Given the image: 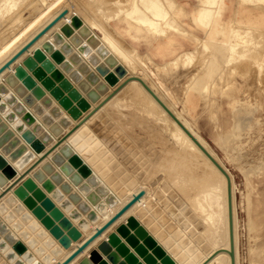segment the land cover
Wrapping results in <instances>:
<instances>
[{
    "label": "rangeland",
    "instance_id": "1",
    "mask_svg": "<svg viewBox=\"0 0 264 264\" xmlns=\"http://www.w3.org/2000/svg\"><path fill=\"white\" fill-rule=\"evenodd\" d=\"M15 1L13 9L2 15L1 5L4 4L5 0H0V43L12 33L13 26L11 25L16 24V20H24L21 21L23 24L43 4V2L37 0ZM112 1L114 0H69V2L67 0L71 17L73 16L72 21H67L65 25L63 24L62 27L58 28L59 30L56 29L50 32L48 37L44 38L26 54L19 65L14 68L15 77L14 73L9 71L3 78H6L5 81H8V79L10 81H6V83L3 78L0 80V256L6 264H12L13 261L26 264L25 255L41 262L39 255L42 257L47 252L51 254L53 247L61 246L59 238L53 235L52 228L56 227L62 235H67V230L63 228L62 224L64 218L69 221L71 226L76 227L81 232V237L82 231L88 230L89 224L92 223L87 218L88 213L99 214L95 203H98V201L104 202V198L109 194L116 199L118 198L115 193L109 190L101 177L94 172L92 169L94 168L101 176L106 175L108 181L116 186L119 193L122 192L123 195L134 188L145 186L151 195L155 197V203L154 201L151 202L148 211L150 213L146 212V215L144 214L141 217V220L145 223L144 226L133 214L128 215L124 221L119 222L116 227L106 234L105 237L111 233L116 236L115 244L109 243L110 249L108 251H100L97 248V245L105 240L104 237L94 244L87 254L82 255L76 261L77 264H178L172 256L180 254L189 259V264H192L193 261L199 258L198 255L194 257V254L190 252L189 242L195 240L198 235L197 239H201L203 234L207 237L206 232L203 233V231H207L208 221L205 220L206 212L201 210L205 209V207H201L205 206L204 203L207 202H205L206 199H201V189L203 188L199 177V173L204 170L203 165L199 166L198 162L201 161L196 157H193L192 160L193 162L196 160V162L192 163L191 161V164L186 163L184 158L175 159L174 153L175 149L179 148L178 145L172 137H168L171 136L168 134L170 131L163 128L164 124L145 112V105L141 106L139 101H135L134 97L130 99L128 92H121L119 95L122 97L119 104L121 106L109 105L98 110L92 124H90L94 128H92V140L89 141L90 151L87 150L88 155L90 153V156L93 155L92 161L95 162L91 165L93 167L76 154L73 147L65 141L66 137L84 121L85 115L82 116V113L87 112L90 105L98 101V104L93 107V109H97L100 100L112 96L117 87L124 83L123 77L131 70L126 62L116 57L99 39L92 42L90 37L97 38V35H99L97 27L92 23H99L107 27L108 31L115 38L117 37L116 39L124 47L133 48L142 58L147 59L149 64L144 62V65L146 67L149 65V70L156 67L153 65H158L161 68L162 63L173 58L178 52L183 50L193 52L192 60L185 67L167 74L149 72L151 79L146 76L143 77L149 84L155 83L158 85L159 81L163 83L173 101L172 108L174 107L173 109L180 113V116L183 115L193 124L192 127H195L194 129L207 141L211 149L220 158L224 166L220 168L227 173L230 179L232 178L235 185L233 204L235 206V222L237 224L235 225V232L237 237L236 246L234 247L232 200L228 195L227 212L231 209V214L228 213L227 215L228 226L231 225L232 232L228 234L230 245L229 250H225V252L229 256L230 264H235L236 251L237 264H256L255 262L264 264V253L256 256L251 251L255 247H264V164L259 167L261 163H264V0L259 3H255L254 0H250L248 3H243L241 0H222L221 3L220 19L228 21L234 19L235 24L240 22L242 25L249 26L247 35L248 32H252V35L250 33L245 39L246 41L249 40L247 42V46L250 45L248 48H252L247 49V53L251 51L250 49L262 50H256V53L251 51L254 54L249 53L238 57L241 48L243 49L241 46L238 47L240 51L233 55L236 60L233 67L244 65L243 63L248 59L247 62L251 65V67L248 66L250 69L246 70L247 63H245L243 72V67H241V70L237 66V69H233L229 64L227 67L218 54L212 53L214 42L223 38L220 35L223 30L216 26L220 19L212 21L206 33L207 28L196 25L190 18V13L203 0H194L195 2H191V4L176 2L175 18L190 34L182 36L173 31H168L166 36L160 37L136 27L122 14L115 16L114 13L119 4L114 6ZM187 9L191 10L187 13ZM108 14L113 15V17L108 18ZM251 15H255V17L251 18ZM214 30L220 33L215 34ZM241 31L243 32L244 29H241ZM194 35L197 36V39H194ZM205 37L206 39H204ZM72 39L76 40L79 46L86 47L85 53L87 55L92 54L95 60L98 61L99 59L97 64V66H100L99 69L96 68L95 70L92 62L87 60V55L82 56L80 54L78 48L72 43ZM232 39L236 40V37H232ZM202 42L207 45V49L202 47L204 46ZM101 48H103V52H101ZM204 55L207 56L206 62L201 61L206 60ZM233 60L229 63L231 64ZM250 60L252 62H249ZM136 61H138L139 68L144 67L141 58L137 54ZM253 61L256 63H253ZM214 62L217 63L216 67L213 66ZM203 64L204 66H202ZM200 66L203 69H200ZM101 69H103L104 74L100 72ZM198 71L199 73L211 74L210 77L207 74L203 77L205 86H209L207 89L210 88L209 93L207 90L206 92L199 90L195 85L185 89L184 84H186L189 75ZM106 72L108 73L106 74ZM135 74L137 76L143 75L141 72ZM102 76L109 77L111 82L106 80L107 83L105 77ZM134 79H138L140 82V78ZM96 81L101 84L98 85ZM13 82H17V84ZM146 82L144 83L148 87L149 93L165 109L166 105L155 95ZM22 83L24 84L22 85ZM14 84L17 86L14 87ZM151 86L155 91L157 90L153 84ZM20 88L22 91L19 90ZM158 88L160 87L158 86ZM160 91L157 90L159 95L161 94ZM130 93L132 94V91ZM233 98L238 99V104L246 107L254 106L255 109L253 115H251L252 117L242 116L245 127L241 129L239 138L234 143V146H237L233 150L230 149L228 155L215 142L214 138L216 132H225L232 122L231 100ZM27 105L28 107H26ZM165 110L168 111L169 108ZM174 118L176 123L184 130L183 123L181 124L175 114ZM42 119L44 120L42 121ZM172 144L176 147L173 148L174 153H170L172 150H169L170 147L172 149ZM167 148L169 149L167 150ZM162 151H165L164 153H167L170 158L174 157V160L169 159L166 161L167 164L163 162V156L166 155L165 157H167V154ZM156 154L157 156L161 154L163 157L158 156V159L162 161L159 164L157 163L155 174L157 171H161L160 173L157 172L159 175L154 174L155 160H153V168L149 167L151 174L146 168L148 163H151V156H153L152 159H156ZM145 157L147 158L145 159ZM210 159L216 161L214 158ZM145 160H147V165L144 163L146 165L144 168L142 163ZM161 162L164 167L161 165L159 167L162 169H157ZM183 168H186L184 172L189 173H187L189 178L175 182L173 179L175 172L183 170ZM142 170L145 172H142ZM146 172L149 175H146ZM28 174H31V177ZM139 176L142 179L144 178L143 185L141 182H139L141 184L137 183ZM152 179L156 183L149 182ZM131 180L135 181L132 182ZM247 180L250 182V188L247 185ZM24 181H29V183ZM152 182L153 184H151ZM198 183L199 188L195 187V184ZM120 190L122 191L120 192ZM154 191L159 194V197L156 196L157 194L154 195ZM246 194L250 200V212ZM92 195L98 196V201L92 202ZM151 204L152 206H150ZM200 205L201 207H199ZM29 212L31 213L29 214ZM248 213L252 219L262 223L257 232L249 230L247 227ZM128 217H132L135 221L132 225L127 222ZM155 218L156 220L153 221ZM81 219L88 222L86 230H82L79 226ZM150 219L152 220L150 221ZM121 226L125 227V231H120ZM145 226L149 230L155 231L163 239L165 245H162ZM180 227L184 228L186 233L190 234L192 238L194 236V238H191V240L186 238L187 236L182 233ZM202 228L205 230H201ZM195 232L197 233L196 236L194 235ZM52 236L54 239H52ZM131 237H133V240H130ZM204 240L203 243L208 246L209 239L205 238ZM193 241L192 243L195 242ZM71 243L72 241L69 245ZM34 244L37 246L34 247ZM120 246H122L121 249ZM156 248H160L161 251H156ZM64 250L65 248L62 247L60 256ZM221 250H215L207 259H210L212 255L214 256ZM92 251L96 252L95 255ZM165 258H169V261H166Z\"/></svg>",
    "mask_w": 264,
    "mask_h": 264
},
{
    "label": "bare ground",
    "instance_id": "2",
    "mask_svg": "<svg viewBox=\"0 0 264 264\" xmlns=\"http://www.w3.org/2000/svg\"><path fill=\"white\" fill-rule=\"evenodd\" d=\"M20 1V0H18ZM40 2H43L42 6L29 18L27 19L25 22H23V24L21 23L20 19L17 21L16 20V24L11 25L12 27V33L7 37L6 40H4L3 42L0 43V64L2 62H4L13 52H15L27 39H29L37 30H39L46 22H48L51 18H53V16H55L60 10H62L63 8H67L68 13L61 19L59 20L44 36H42L35 44H33L30 48L29 51L24 53L21 57H19L14 63H12L10 65V68L4 70L1 74H0V80L5 77V75L7 74V72H15L14 68L17 67V65H19L21 59L28 54L34 47H36L39 42H41L44 38L48 37L50 32H52L53 30H56L60 27H62V25L66 24L67 21H72L73 16L71 17V11H70V7H69V3H67V0H37ZM243 3H248L250 2V0H241ZM255 3H259L261 0H254ZM69 2V0H68ZM114 2V6L115 4H119L118 7L116 8L115 11V16H118V14H122L125 18H127L128 20H130L132 23L135 24L136 27H139L140 29L146 30L148 33L156 36V37H160V36H166V33L168 31H173L174 33H177L179 35H187L190 34V32L188 30H186L184 27H182L180 25V22L178 23V21L175 18V14H176V10H177V3L175 2V0H114L112 1ZM16 1L15 0H5L4 4L2 3L1 7H2V12L1 14L3 15L4 13H8L10 12L13 7L15 6ZM221 3L222 0H203L201 1V4L196 7L191 13H190V18L192 19V21L202 27V28H207L206 33L208 32V29L210 28V23L214 20H218L220 19V8H221ZM106 16V15H105ZM108 18H110L111 16L113 17V15H107ZM255 17V15H251V18ZM249 19V16H248ZM20 21V23H19ZM239 22V21H238ZM15 23V22H14ZM21 24V25H19ZM94 26L97 27L98 31H99V35H97V38L94 36H91L90 39L92 40V42H94V40H98L102 42V44H104L105 47H107L111 52L114 53V55L116 57L121 58L124 62H126V64H128L131 68L130 72L123 77L122 80H125L124 83L122 85H120L119 87H117L116 92L110 96L107 99L104 100H100V105L97 109H93V107L96 106V104H98V101L91 104L89 107V110L87 112H83L82 116H84V121L74 129V131L69 134V136L66 137V142H68V144H70L71 147H73V149L76 151V154H78L88 165H92V163H95L94 161H92V157L93 155L90 156V154L88 155V151H90V142L92 140V127L90 124H92L96 113L98 112V110L104 108V107H108L109 105H117V106H121L119 105L120 102V98H122L121 96H119L121 94V92H128V97L130 96V99L134 97L135 101H139V103L141 104V106L145 105L146 109L145 112L149 115H151L152 117L156 118L157 120H159L160 122H162L161 124H164L163 128L168 129V131H170V133L168 132V134H170L171 136L168 137H172L173 141L178 145L179 148H176L175 145L173 146L172 144V149L170 147L167 148V150H172L170 153H174V149L175 151V159L178 158H184V160L186 161V163L191 164V161L193 160V157H196L197 159H199L198 162L199 166L203 165V172L199 173V177H200V184L202 186L203 189L202 190V194H201V199H206L205 202H207L206 204L204 203L205 206L201 205L199 207L204 208L205 209H201L204 210V212H206V216H205V220L208 221V227H207V231H203L206 232V236L203 234L201 239H197L199 237L196 236V234H194L196 237V239L194 240V236L193 238L190 236V234L186 233V230L182 227H180V230L182 231V233L184 235H186L188 239L191 240V238L193 240H191L190 243V252L193 253L194 257L196 255L199 256L198 259H196V261H193L192 264H230V259L228 254L225 252V250H229V233H231V229L229 231V226H228V213L227 212V202H228V195L229 197H231L232 200V223H233V237H234V247L236 246V232H235V210H234V202H233V192H234V188L235 185L232 181V178L230 179V177L227 175V173L225 171H223L220 167L223 166L222 162L220 161V158L215 154V152L211 149V147L208 145L207 141H205V139L192 127L193 124H191L189 122V120H187L185 117L180 116L181 114L178 113L176 110H174L172 108V104L173 101L170 97V94L168 93V91L166 90L167 88L163 85V83L161 81L158 82V85L155 83H151L155 86V88L158 90V92L160 91V88L162 89L160 92L161 94L159 95V93H157V90L155 91V89L151 86V84L147 83L145 80V76L149 77L150 73L149 72H153V73H163V74H167L169 72H173L176 71L178 68H183L185 67L188 62H190L192 60L193 57V52L191 50H183L181 52H178L173 58L165 61L164 63H162L160 66L161 68H159L158 65H153L156 67H152V70H149V65L146 67L144 65V62H147L149 64V61L147 59H144L141 57L140 54H138L133 48H129V47H124L119 40H117L107 29V27H105L104 25H100L99 23H92ZM220 29L223 30V32L221 31L222 35V39L220 41H215L212 47V53L213 54H218L220 56L221 61L227 66L228 64L231 65L232 67L234 66L233 63L236 62L235 58L233 57V55H235L236 53H239L238 51V47H243V49L241 48V51L238 55V57L247 55L249 53H251V51H254L256 53V50H252L250 49L249 53H247V49L252 48L249 47L250 46L248 44L247 46V42L245 37L249 36V34L252 32H248L247 35V31H249V26H245L242 25L240 22L239 24L234 22L233 20H225V19H220L217 22V25ZM216 29V28H215ZM241 29H244V31L242 32ZM59 30V29H58ZM65 30V29H64ZM62 30L63 33H65V31ZM215 34H219L220 32H217L216 30H214ZM260 33V32H259ZM214 34V35H215ZM255 34V33H254ZM258 34V33H256ZM261 34V33H260ZM263 35V33H262ZM261 36V35H260ZM69 37V35H68ZM232 37H236V40H233ZM194 39H197V36L194 35ZM201 39V38H200ZM206 39V37L204 38ZM170 40V39H168ZM210 40V39H209ZM214 41V40H213ZM253 42V41H252ZM71 43V42H70ZM72 43L75 45V47L78 48L80 54H82V56L85 54L87 55L86 52V47L85 46H79V44L76 42V40L72 39ZM80 43V42H79ZM203 43V42H202ZM208 44V43H207ZM255 44V43H254ZM98 45V44H97ZM199 45V44H197ZM205 49H207V45L203 43ZM211 46V45H210ZM247 47V48H246ZM258 48V47H257ZM100 49V48H99ZM209 51L211 50L208 47ZM93 50V49H92ZM95 50V49H94ZM93 50V51H94ZM101 52H103V48H101ZM206 51V50H204ZM203 51V52H204ZM257 51H262V50H257ZM78 52V53H79ZM90 52V50H89ZM87 52V53H89ZM211 52V51H210ZM91 53V52H90ZM96 53V52H95ZM100 53V52H99ZM97 53V54H99ZM145 53V52H144ZM253 53V52H252ZM251 53V55H252ZM260 53V52H258ZM136 54L141 58L142 62H143V68L142 67H138V64L136 61ZM203 54V53H202ZM211 54V53H210ZM254 54V53H253ZM206 55V54H205ZM204 55V56H205ZM209 55V54H207ZM261 55V53H260ZM201 56V55H200ZM86 57V56H84ZM206 60H201L206 62L207 61V56ZM211 57V55H210ZM237 57V56H235ZM237 57V58H238ZM255 57V56H254ZM94 55L92 54H88L87 55V60H89L90 62H92V66L97 69L100 68V66H97V64L99 63V59L98 61L94 59ZM203 58V57H202ZM213 58V57H212ZM234 58V60H233ZM257 58V57H256ZM102 59V58H100ZM239 59V58H238ZM248 59V58H247ZM152 60V58H151ZM200 60V59H199ZM232 61V63L230 64L229 61ZM246 60V58H245ZM249 60V59H248ZM247 60V61H248ZM88 61V62H89ZM213 61V60H212ZM235 61V62H234ZM245 61V63H247V67L251 65L248 64V62ZM89 62V63H90ZM249 62H252L251 60ZM255 61H253L254 63ZM211 63V61H210ZM245 63H243L244 65H239L237 66V68L241 70V67L245 66ZM256 63V62H255ZM91 64V63H90ZM202 64V62H201ZM205 64V63H204ZM204 64L202 66H204ZM217 63H213V66L216 67ZM233 64V65H232ZM236 64V63H235ZM238 64V63H237ZM252 64V63H251ZM228 65V66H229ZM254 65V64H252ZM202 66H200V69H203ZM209 66V65H208ZM207 66V67H208ZM227 66V67H228ZM235 67H233V69H237ZM23 67V66H22ZM146 67V68H145ZM231 67V68H232ZM246 70H249L250 67L247 68ZM244 68L242 69V72L244 71ZM20 69V68H19ZM162 69V70H161ZM209 69V68H208ZM214 69V68H213ZM27 70V69H26ZM29 70V69H28ZM111 70V69H110ZM219 70V69H218ZM238 70V71H240ZM202 71V70H201ZM204 71V70H203ZM208 71V70H207ZM236 71V70H235ZM23 72V71H22ZM37 72V71H36ZM98 73V70L96 71ZM100 72H103V69H101ZM99 72V73H100ZM136 72H141L143 73L142 76H137V74H135ZM13 73H10L11 75ZM30 73V72H29ZM108 72H106L107 74ZM180 73V72H179ZM9 74V75H10ZM31 74V73H30ZM104 74V72H103ZM207 73H193L189 75V78L186 81L185 85V89L190 88L191 86L195 85L197 88H199V90L205 91L207 90V92L209 93V89H207V87L209 86H205L206 84L203 82V77L206 75ZM264 74V73H263ZM10 75V76H11ZM15 77V73L13 74ZM28 75V74H27ZM102 75V74H100ZM162 75V74H161ZM179 75V74H178ZM208 77L211 76V74H207ZM144 76V77H143ZM169 76V75H168ZM172 76V75H171ZM175 76V73H174ZM7 77V76H6ZM101 77V76H100ZM103 78L105 77V81L107 80L108 82H111L109 77L107 76H102ZM138 78H140V82L138 81ZM173 77V76H172ZM177 77V75H176ZM9 78V77H8ZM12 78V77H10ZM23 78V77H22ZM134 78H136L137 80H135ZM150 78V77H149ZM152 78V77H151ZM150 78V79H151ZM169 78V77H168ZM212 78V77H211ZM259 78V77H257ZM4 79V78H3ZM6 79V78H5ZM4 79V81H5ZM14 79V78H13ZM12 79V80H13ZM16 79H18L16 77ZM24 79V78H23ZM34 79V78H33ZM167 79V78H166ZM174 79V77H173ZM176 79V78H175ZM264 79V78H263ZM101 80V79H100ZM104 80V79H103ZM121 80V81H122ZM205 80V79H204ZM7 81V80H6ZM5 81V82H6ZM8 81H10L8 79ZM7 81V82H8ZM15 81V80H14ZM19 81V79L17 80ZM106 81V82H107ZM153 81V80H152ZM6 82V83H7ZM22 82V80H21ZM24 82V80H23ZM98 81H96L97 83ZM107 82V83H108ZM146 82L147 85L152 89V91H154L155 95H157L159 97V99H161V101L166 105L165 107L169 110H165L161 107V105L159 104V102H157V100L155 99V97H153L150 93H149V89L146 86V84L144 83ZM150 82V81H149ZM15 83V82H13ZM25 83V82H24ZM22 83V85L24 84ZM27 83V82H26ZM38 83V82H37ZM36 83V84H37ZM119 83V82H118ZM207 83V82H206ZM209 83V82H208ZM207 83V84H208ZM17 84V82L15 83ZM13 85L14 87H16L17 85ZM95 84V83H94ZM98 84V83H97ZM101 84V83H99ZM98 84V85H99ZM10 85V84H8ZM27 85V84H26ZM39 85V84H38ZM115 85V84H114ZM92 86V85H91ZM112 86V85H111ZM144 86V87H143ZM158 86L160 88H158ZM9 87V86H8ZM32 87V86H31ZM116 87V86H115ZM132 87V88H131ZM10 88V87H9ZM13 89V87H11ZM36 88V87H35ZM95 88V87H93ZM112 88V87H111ZM131 88V89H129ZM15 90V89H14ZM13 90V91H14ZM20 91L21 88L19 89ZM12 91V92H13ZM18 91V90H16ZM32 91V90H31ZM34 91V90H33ZM40 91V90H39ZM98 91V90H97ZM112 91V90H111ZM130 91H132V94L130 93ZM164 91V92H163ZM232 91V90H231ZM230 91V92H231ZM236 91V90H235ZM46 92V91H45ZM180 92V91H179ZM220 92H222L220 90ZM122 93V94H123ZM19 94V93H18ZM46 94V93H45ZM107 94V93H106ZM105 94V95H106ZM109 94V93H108ZM126 94V93H125ZM153 94V92H152ZM25 95V94H24ZM41 95V94H40ZM104 95V96H105ZM124 95V94H123ZM23 96V95H22ZM126 96V95H125ZM30 97V96H29ZM19 98V97H18ZM38 98V97H37ZM239 98V97H238ZM20 99V98H19ZM23 99V98H22ZM103 99V97H102ZM21 100V99H20ZM146 103H145V101ZM159 101V100H158ZM148 102V103H147ZM29 104V103H28ZM34 104V103H33ZM57 104V103H56ZM231 108H232V122L229 126V128L227 130H225V132H216L215 133V142L220 146V148H223L225 153L228 154L230 149H234V143L235 141H237V138H239V134L241 129H243V127H245V122H244V118L242 116H247L248 118H250L251 115H253V110L255 109L254 106H250V107H246L245 105H241L238 104V99L237 98H233L231 100ZM149 105V106H148ZM37 106V105H36ZM35 106V107H36ZM59 106V105H58ZM98 106V105H97ZM28 107V105L26 106ZM61 108V107H60ZM110 108V107H109ZM112 108V107H111ZM141 108V107H140ZM62 109V108H61ZM93 109V110H92ZM115 109V108H114ZM31 110V109H29ZM90 110H92L90 112ZM111 110V109H110ZM62 111V110H61ZM71 111V110H70ZM113 111V110H112ZM143 111V110H142ZM72 112V111H71ZM90 112V113H88ZM104 112V111H103ZM102 112V113H103ZM64 113V112H63ZM105 113V112H104ZM34 114V113H33ZM87 114V115H86ZM174 114L177 116V118L179 119V121L181 122L182 125H184V130L181 129V127L179 126L178 123H176L175 118H174ZM180 114V115H179ZM39 115V114H38ZM73 115H77V114H73ZM105 115V114H104ZM146 115V114H145ZM41 116V114H40ZM109 116V115H108ZM37 117V116H36ZM69 117V116H68ZM100 117V115H99ZM151 117V118H152ZM212 117V116H211ZM252 117V116H251ZM56 118V117H55ZM108 118V117H107ZM38 119V118H37ZM63 119V118H62ZM212 119V118H211ZM44 119H42L43 121ZM58 121V120H57ZM76 121V120H75ZM74 121V122H75ZM98 121V120H97ZM222 121V120H219ZM246 121V120H245ZM159 122V123H160ZM178 122V121H177ZM179 122V123H180ZM53 123V122H52ZM99 123V122H98ZM57 124V123H56ZM55 124V125H56ZM70 124V123H69ZM97 124V123H96ZM50 125V124H49ZM59 125V124H58ZM181 125V126H182ZM66 126V125H65ZM68 126V125H67ZM66 126V127H67ZM158 126V125H157ZM195 126V125H194ZM221 126V125H220ZM248 126V125H247ZM255 126V125H254ZM49 127V126H48ZM59 127V126H58ZM62 127V126H61ZM69 127V126H68ZM183 128V127H182ZM60 129V127H59ZM65 129V128H64ZM68 129V128H67ZM66 129V132H67ZM161 130H163L161 128ZM165 130V129H164ZM50 132V131H49ZM62 132V131H61ZM59 132V133H61ZM164 133V132H163ZM166 133V132H165ZM164 133V134H165ZM55 134V133H54ZM58 134V133H57ZM96 134V133H95ZM56 135V134H55ZM54 135V136H55ZM167 136V135H166ZM57 137V136H56ZM61 137V136H60ZM167 137V138H168ZM58 140V139H57ZM194 140V141H193ZM90 141V142H89ZM66 145V144H65ZM171 145V144H169ZM62 147V146H61ZM174 148V149H173ZM163 149V148H161ZM88 150V151H87ZM165 150V151H167ZM164 151V152H165ZM51 152V151H50ZM49 152V153H50ZM163 152V151H162ZM163 152V153H164ZM223 152V150H222ZM156 153V152H155ZM161 153V154H163ZM36 154V153H35ZM161 154H158V156H160ZM167 154V153H164ZM163 154V155H164ZM149 155V154H148ZM154 155V154H153ZM229 155V154H228ZM232 155V154H231ZM158 156L156 154V159H152L153 156H151V163H148L147 165V160H145L142 165L144 166V168L146 167V165L148 167H146L148 169L153 168V163L155 160V169H154V174H155V170H156V165L157 163L159 164L160 161L163 160V162L168 161L169 159L174 160V157H169L167 154V157H165L166 155H164V159H158ZM171 156V155H170ZM48 157V155H47ZM161 155V158H163ZM169 157V158H168ZM45 158V157H44ZM147 157H145L146 159ZM155 158V157H154ZM210 158H214L216 161H214L213 159ZM38 159V156H37ZM73 159V158H72ZM94 159V158H93ZM36 160V159H35ZM170 160V161H171ZM72 161V160H71ZM149 161V160H148ZM149 161V162H150ZM33 162V161H32ZM173 162V161H172ZM196 162V160L194 161ZM192 161V163H194ZM140 163V162H139ZM144 163H146V165H144ZM171 163V162H169ZM175 163V161H174ZM68 164V163H67ZM163 163L161 162L160 165H158L159 169ZM167 164V162H166ZM165 164V165H166ZM195 164V165H198ZM221 166H220V165ZM264 163H261L259 167H262L261 165H263ZM14 165V164H13ZM29 165V164H28ZM142 166V168H143ZM78 167V166H77ZM93 167V166H91ZM150 167V168H149ZM162 167H164V165H162ZM224 167V166H223ZM143 168V169H144ZM199 168V167H198ZM94 170V172H96L99 177H101V179L105 182V184L109 187V190H111L113 193H115V195L118 197L117 199L115 197L112 198V203H109L107 201V197H109V195L104 198V202H100L101 207L100 209H98V219L94 222L91 223V225L89 224V229L86 231H82V235L79 239H77L76 241H72L71 245L65 250L63 251L62 255L56 258L53 255L49 258V261H47V264H56V262H58L59 260H61L63 257H65L72 248L75 247L76 244H78L81 240H83L85 237H87L96 226L100 225L101 223H103L105 220H107L109 218V216H111L122 204H124L133 194H135L138 190H143L144 193L143 195L136 200L128 209L127 211L119 218L117 219L109 228H107L99 237H97L94 241H92L90 243V245L82 252L80 253L73 261H71L69 264H74L77 260H79V258L84 255L87 254L88 250L90 248H92L94 246V244H96L97 242H99L101 239H103L106 234L112 230L114 227H116V225H118L119 222L124 221L125 218L128 215L133 214L135 217H137L139 220V222H141L143 224V226L145 225L144 221L141 220V217L144 216V214L146 212L149 211V204L151 202H153L155 200V197L153 195H151V193L149 192L148 188H146L145 186H142L139 188H134L132 189L129 193L123 195L122 194V190H120L121 193H119V191L117 190L118 188L114 185H112L109 181H108V177L106 175L101 176L100 173L98 171H96V169L92 168ZM100 169V168H99ZM146 169V170H147ZM162 169V168H160ZM227 168L225 167V170ZM36 170V169H35ZM42 170V169H41ZM98 170V169H97ZM141 170V169H140ZM34 171V170H33ZM151 171V169H150ZM186 171V168H183V170L177 171L175 172V175L173 176V179L175 182H180L183 180H186V178H189V175L187 176L188 172H184ZM19 172V171H18ZM101 172V171H100ZM142 172H145L142 170ZM153 172V171H152ZM158 172V171H157ZM156 172V174H157ZM161 172V171H160ZM158 172V173H160ZM201 172V171H200ZM228 172V170H227ZM33 173V172H32ZM47 173V172H46ZM147 173V172H146ZM150 173V172H149ZM186 173V174H185ZM229 173V172H228ZM65 174V173H64ZM151 174V173H150ZM155 174V175H156ZM189 174V173H188ZM230 174V173H229ZM24 175V174H23ZM22 175V176H23ZM29 176L31 174H28ZM37 175V174H35ZM103 175V174H102ZM140 175V174H138ZM144 175V174H143ZM146 175H149L148 173ZM153 175V174H152ZM159 175V174H157ZM26 176V175H25ZM231 176V174H230ZM21 177V176H20ZM31 177V176H30ZM143 177V176H142ZM145 177V176H144ZM148 177V176H147ZM157 177V176H156ZM160 177V176H159ZM213 177V179H211ZM232 177V176H231ZM24 178V177H23ZM153 178V177H152ZM144 179V178H143ZM141 178V176H139V179L137 180L138 184L143 185V180ZM150 179V177H149ZM156 179V178H155ZM172 179V180H173ZM26 180V179H25ZM28 180V179H27ZM26 180V181H27ZM36 180V179H34ZM110 180V179H109ZM147 180V179H146ZM145 180V181H146ZM154 179L150 180L149 182L153 181ZM17 181V180H16ZM19 181V180H18ZM132 182L135 180H131ZM130 181V182H131ZM25 182V181H24ZM93 182V181H92ZM141 182V183H139ZM154 183H156L155 181H153ZM153 182L151 184H153ZM25 183H29L25 182ZM126 184V183H125ZM205 184V185H203ZM28 185V184H27ZM197 188L200 187L199 183L195 184ZM247 185L250 188V182L249 180H247ZM31 186V185H30ZM41 186V185H40ZM97 186V185H96ZM154 186V185H153ZM152 186V187H153ZM194 186V185H193ZM192 186V187H193ZM206 186V187H204ZM125 187V185H124ZM156 187V184H155ZM16 188V187H15ZM37 188V187H36ZM42 188V187H41ZM2 189V188H1ZM44 189V188H43ZM154 189V188H152ZM156 189V188H155ZM10 190V189H9ZM158 190V189H156ZM8 191V190H7ZM13 191V190H12ZM32 191V190H31ZM153 191V190H152ZM200 191V190H199ZM50 192V191H49ZM154 191V195L157 194V192ZM14 193V192H13ZM124 193V192H123ZM178 193V192H177ZM7 194V193H6ZM15 194V193H14ZM45 194V192H44ZM50 194V193H49ZM48 194V196H49ZM264 194V193H263ZM9 195V194H8ZM7 195V196H8ZM159 194H157L156 196H158ZM45 196V195H44ZM193 196V195H192ZM25 197V196H24ZM33 197V196H32ZM51 197V196H50ZM159 197V196H158ZM24 199V198H23ZM246 200L248 203V207L250 204V200L246 194ZM21 201V200H20ZM35 201V199H34ZM38 201V200H37ZM118 201V202H117ZM203 202V200H201ZM230 201V200H229ZM201 202V203H202ZM40 203V202H39ZM155 203V201H154ZM152 203V204H154ZM246 203V205H247ZM152 204L150 206H152ZM200 204V203H199ZM203 204V203H202ZM36 205V204H35ZM24 206V205H23ZM82 206V205H81ZM90 206V205H89ZM166 206V205H165ZM197 206V205H195ZM33 207V206H32ZM40 207V206H39ZM30 209V208H29ZM44 209V208H43ZM200 209V208H199ZM22 211V210H21ZM46 211V209H45ZM13 212V211H12ZM154 212V211H153ZM249 212H250V207H249ZM8 213V212H7ZM20 213V212H19ZM31 212H29L30 214ZM150 213V212H148ZM15 214V213H14ZM33 214V213H32ZM204 214V213H203ZM20 215V214H19ZM146 215V214H145ZM167 215V214H166ZM18 216V215H17ZM34 217V216H33ZM157 217V216H156ZM16 218V216H15ZM31 218V217H30ZM153 218V216H152ZM33 219V218H32ZM152 219H150L151 221ZM156 218L153 220L155 221ZM11 221V220H10ZM90 221V220H89ZM187 221V220H186ZM12 222V221H11ZM10 222V223H11ZM22 222V221H21ZM29 222V221H28ZM135 222V221H133ZM17 223V222H16ZM159 223V222H158ZM12 224V223H11ZM261 221H255L254 219H252V217L249 215L248 213V218H247V227L249 230H252L254 232H257L261 226ZM128 225V224H127ZM132 225V224H131ZM155 225V224H154ZM184 225V224H183ZM181 225V226H183ZM42 226V225H41ZM88 226V224H87ZM120 226V225H119ZM118 226V227H119ZM157 226V224H156ZM177 226V225H176ZM205 226V224H204ZM207 226V225H206ZM14 227V226H13ZM24 227V226H23ZM147 228L148 231H150L152 233V235L162 244L165 245V242L163 241V239L160 238L159 235L156 234L155 231H151L148 229L147 226H145ZM160 227V226H159ZM186 227V225H185ZM203 227V226H202ZM27 228V227H26ZM39 228V227H38ZM263 228V227H262ZM17 229V228H16ZM29 229V228H28ZM34 229V228H32ZM159 229V228H156ZM187 229V228H186ZM45 230V229H44ZM164 230V229H163ZM166 230V229H165ZM201 230H205L204 228H202ZM31 232V231H30ZM47 232V231H46ZM188 232V231H187ZM199 232V231H197ZM190 233V231H189ZM192 233V232H191ZM30 234V233H29ZM47 234V233H46ZM202 234V232H201ZM51 235V234H50ZM192 235V234H191ZM40 237V236H39ZM46 237V236H45ZM51 237V236H50ZM209 239V243L208 246L205 245L203 242L205 241L204 239ZM263 238V237H262ZM42 239V238H41ZM52 239L53 236H52ZM260 239V238H259ZM34 240V239H33ZM57 240V239H56ZM55 241V240H54ZM53 241V242H54ZM189 241V240H188ZM192 241L194 243H192ZM36 242V241H35ZM208 242V241H207ZM26 243V242H25ZM56 243V242H55ZM206 243V242H205ZM28 244V243H27ZM51 244V243H50ZM34 247L37 245H33ZM61 247V246H59ZM233 247V246H232ZM45 248V247H44ZM62 248V247H61ZM237 248V247H236ZM221 250L218 251L213 257L211 256L210 259H207L210 257L211 253H213L215 250ZM31 250V249H30ZM33 250V249H32ZM31 250V251H32ZM235 250V248H234ZM42 251V250H41ZM43 251H45L43 249ZM42 251V252H43ZM254 254H256V256H260L261 253H264V247H255L251 250ZM35 252V251H34ZM33 252V253H34ZM46 252V251H45ZM49 252H47L48 254ZM235 253V252H234ZM42 254V253H40ZM237 251L235 253V264H237ZM25 255V254H24ZM35 255H37V253L35 252ZM43 255V254H42ZM26 255H25V259H26ZM29 257V256H28ZM38 257V256H37ZM174 258V260L178 263V264H189V259L185 258L184 255H173L172 256ZM191 257V256H190ZM197 257V256H196ZM39 258L40 255H39ZM38 258V259H39ZM41 260V259H40ZM192 260V258H191ZM28 264L30 263L29 261H26ZM252 262V261H250ZM26 263V264H27ZM256 264H261L260 262H255ZM0 264H6L5 260L2 258V256H0ZM8 264V263H7ZM45 264V263H44ZM77 264V262H76Z\"/></svg>",
    "mask_w": 264,
    "mask_h": 264
},
{
    "label": "water",
    "instance_id": "3",
    "mask_svg": "<svg viewBox=\"0 0 264 264\" xmlns=\"http://www.w3.org/2000/svg\"><path fill=\"white\" fill-rule=\"evenodd\" d=\"M68 13L67 8H63L60 10L53 18H51L48 22H46L39 30H37L29 39H27L15 52H13L4 62L0 64V74L10 68V65L14 63L19 57H21L24 53L29 51V48L35 44L42 36H44L59 20H61L66 14ZM75 158V157H74ZM73 158V159H74ZM74 161V160H73ZM100 189V188H99ZM144 191L138 190L135 194H133L124 204H122L107 220H105L100 225L96 226L94 230L83 240H81L78 244L75 245L74 248L71 249V251L63 257L61 260L56 262V264H69L71 261H73L80 253H82L92 241H94L97 237H99L107 228H109L117 219H119L126 211L127 209L136 201L138 200L142 195ZM114 196L109 194V197H107V201L109 203H112V198ZM98 196L92 195V202L98 201ZM101 201H98L96 204V209H100ZM114 203V202H113ZM231 208V207H229ZM229 213L231 214V209L229 210ZM88 220L90 222H94L98 219V216L90 212L87 216ZM63 228L67 230V235H62L61 232L56 228H52V233L55 237L59 238V242L61 244V247L68 248L71 241H76L80 237V231L76 228L70 225L69 221L64 218L63 220ZM127 222L133 224V218L128 217ZM87 221H83L81 219L79 221V226L82 230H85L87 228ZM231 229V225L229 226ZM125 227L121 226L120 231H125ZM140 231V230H138ZM232 231V230H231ZM230 231V232H231ZM130 240H133V237L130 238ZM116 242V236L114 233L108 234L107 237H105V240L102 241L101 244L97 245V248L100 251H108L110 249L109 243L115 244ZM61 247L55 246L51 250V254H44L41 257V262L37 260H33V257H27L25 260L29 261V264H47V261H49V258L53 255L54 257L58 258L59 254L61 253ZM122 246H120L121 249ZM156 251H161L160 248H156ZM93 255H95L96 252L92 251ZM13 259V258H10ZM166 259V258H165ZM166 261H169V258L166 259ZM12 264H23L20 261H13ZM28 264V263H27Z\"/></svg>",
    "mask_w": 264,
    "mask_h": 264
},
{
    "label": "crops",
    "instance_id": "4",
    "mask_svg": "<svg viewBox=\"0 0 264 264\" xmlns=\"http://www.w3.org/2000/svg\"><path fill=\"white\" fill-rule=\"evenodd\" d=\"M175 2H187V4H191V2H195L194 0H175ZM191 9H187V13L190 11Z\"/></svg>",
    "mask_w": 264,
    "mask_h": 264
}]
</instances>
